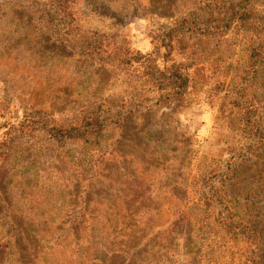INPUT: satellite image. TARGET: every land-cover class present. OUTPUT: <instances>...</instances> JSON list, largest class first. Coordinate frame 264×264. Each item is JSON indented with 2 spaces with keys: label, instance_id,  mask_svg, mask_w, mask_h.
I'll use <instances>...</instances> for the list:
<instances>
[{
  "label": "rangeland",
  "instance_id": "1",
  "mask_svg": "<svg viewBox=\"0 0 264 264\" xmlns=\"http://www.w3.org/2000/svg\"><path fill=\"white\" fill-rule=\"evenodd\" d=\"M35 1L0 0V46L7 41L5 53L0 51V136L7 123L31 111L36 141L49 140L40 129L46 120L66 126L99 104L102 115L119 119L103 131L104 152L94 177L74 174L75 162H89L93 154L87 146H36V176L21 175L31 185L11 187L18 233L11 247L0 250L1 264H245L248 257L264 264V234L257 248L239 243L233 257L214 262L206 242L180 220L197 197L199 177L217 170L211 161L233 155L248 166L244 171L253 172L233 191L249 200V213L264 215V138L257 130L242 133L241 112L227 98L236 82L234 66L219 80L222 95L212 104L150 101L149 110L136 109L148 97L136 76L96 64L76 47L79 38L104 36L161 58L154 39L171 23L174 4L182 8L181 0H73L67 28L58 30L39 15L49 7ZM261 72L245 103L264 135V68ZM73 194L85 197L86 216L77 225ZM4 235L0 227V238Z\"/></svg>",
  "mask_w": 264,
  "mask_h": 264
},
{
  "label": "trees",
  "instance_id": "2",
  "mask_svg": "<svg viewBox=\"0 0 264 264\" xmlns=\"http://www.w3.org/2000/svg\"><path fill=\"white\" fill-rule=\"evenodd\" d=\"M42 1L49 7V12L40 13L41 19L55 24L56 30L61 26L67 28L70 18L69 3L73 0ZM35 2L38 3V0ZM181 2L183 5L179 11L174 4L171 23L160 29L158 37L154 39V49L159 53L162 50L164 52L161 58L152 53L143 54L104 36L79 38L76 47L96 64L112 66L125 75L136 76L137 82L142 84V93L148 96L142 101L147 103L142 106L139 104L136 109L149 110L146 105L150 101H156V104H203L208 101L212 104L222 95L216 88L219 80L225 77L227 67L234 66L236 82L230 96L225 98L227 97L230 104L241 112L240 124L244 127L242 133L257 130V135L264 138L260 130V119L255 118V113L253 115V110L245 103L248 91L260 79L261 70L264 68V0ZM14 7L22 9L20 5L14 4ZM3 11L4 8L0 5V13ZM34 16L38 18V12ZM71 25L72 22L68 24ZM52 40L55 43L67 44L66 39ZM6 45L7 41L0 46L3 54ZM240 54L246 55V58L240 59ZM188 97H191V102H188ZM252 104L255 105L254 102ZM102 110V104L92 106L83 112L80 119L66 126L48 125L49 119L46 120L40 129L49 140L36 141L33 111L29 114L25 112L16 122L6 124V132L0 136V227L5 234L0 238L1 251L11 247L18 233V213L12 209L14 204L10 195L11 187L23 189L26 182L27 185L31 183L25 176L21 178V175L33 171L36 176L34 167L37 162L34 153L38 144L87 146L86 150L92 151L93 154L89 162L85 158L75 162L74 174H91L93 177L97 175L99 167L96 159L104 152L103 131L119 119L115 115H102ZM121 120L122 118L119 121ZM242 147L244 150H251L246 144ZM42 149L40 153L43 152ZM211 162L218 165L217 170L207 169L199 177L197 197L191 200V206L187 205V212L180 220L189 223L198 238L206 242L209 249L206 255L212 261L218 262L226 256L233 257L235 251L232 249H237L235 245L239 243L256 248L261 244L264 215L253 216L249 213V200H243L244 195H237L233 191L253 173L251 170L244 171L248 166L238 164L235 155L226 161ZM256 162L259 164L260 160ZM19 178L21 180H18ZM73 187L69 185L67 189L75 190ZM75 196L77 202L72 214L75 219L73 223L77 225L83 222L86 211L84 203L81 204L85 197L79 198L78 194ZM4 240L8 241L3 243ZM250 253H253V248ZM245 264L257 263L248 257Z\"/></svg>",
  "mask_w": 264,
  "mask_h": 264
}]
</instances>
